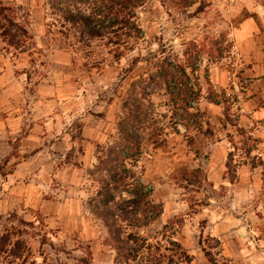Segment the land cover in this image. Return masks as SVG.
Segmentation results:
<instances>
[{"label":"rangeland","instance_id":"1","mask_svg":"<svg viewBox=\"0 0 264 264\" xmlns=\"http://www.w3.org/2000/svg\"><path fill=\"white\" fill-rule=\"evenodd\" d=\"M0 1L30 36L22 49L0 37V231L23 228L26 248L13 259L5 245L0 264H116L87 201L97 156L136 106L139 154L125 165L161 213L128 231L178 264H264V0H144L116 60L77 42L46 0ZM164 59L199 87L189 105L165 88Z\"/></svg>","mask_w":264,"mask_h":264},{"label":"trees","instance_id":"2","mask_svg":"<svg viewBox=\"0 0 264 264\" xmlns=\"http://www.w3.org/2000/svg\"><path fill=\"white\" fill-rule=\"evenodd\" d=\"M178 1L184 7L191 5L190 0ZM143 2L144 0H46L45 7L46 15H54L59 26L65 28L82 46L90 47L92 41H98V46L116 60L125 50L131 49L130 45L141 33L135 21V9ZM0 37L7 46L14 49H22L30 39L26 28L15 20L11 6L1 1ZM195 49L197 55L202 46ZM157 71L169 95L173 93L180 96L177 100L181 99L183 104H188L186 97L191 100L198 94L199 87L197 84L193 87L189 82V74L178 61L161 60ZM141 114L138 106L128 107L126 119L119 128L121 140L101 151L102 156H97L93 165L97 170V178L92 179L96 188L92 196H89L87 206L105 228V243L114 251V263L126 264L131 260L137 264H178L171 255L158 253V242L150 244L135 232L128 231L131 226L147 225L161 213V204L149 197V189L137 182L129 164L125 165L126 160L133 163L139 154L135 129L140 127L142 120L138 117ZM230 156L228 153L225 157V172L234 173V167L229 164ZM122 192L128 196L123 197ZM19 223L28 224L22 220ZM23 230L16 226H3L0 231V255L6 251L4 246L10 244L7 255L13 259L22 256L26 250L21 238ZM169 242L178 246L173 240ZM181 254L185 260L189 259L183 252ZM25 260L23 256L16 264H26ZM5 262L11 264L13 260ZM210 262L217 264L213 259Z\"/></svg>","mask_w":264,"mask_h":264},{"label":"crops","instance_id":"3","mask_svg":"<svg viewBox=\"0 0 264 264\" xmlns=\"http://www.w3.org/2000/svg\"><path fill=\"white\" fill-rule=\"evenodd\" d=\"M9 197H10V196H9ZM9 197H8V198H9ZM5 199H6V198H4V197L0 198V203H1L3 200H4L3 202H5Z\"/></svg>","mask_w":264,"mask_h":264}]
</instances>
